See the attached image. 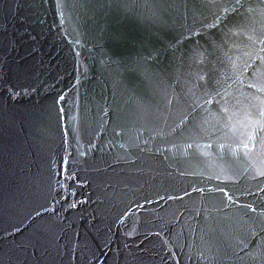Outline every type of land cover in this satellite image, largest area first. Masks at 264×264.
I'll list each match as a JSON object with an SVG mask.
<instances>
[{
    "label": "water",
    "instance_id": "water-1",
    "mask_svg": "<svg viewBox=\"0 0 264 264\" xmlns=\"http://www.w3.org/2000/svg\"><path fill=\"white\" fill-rule=\"evenodd\" d=\"M0 264H264V0H0Z\"/></svg>",
    "mask_w": 264,
    "mask_h": 264
}]
</instances>
